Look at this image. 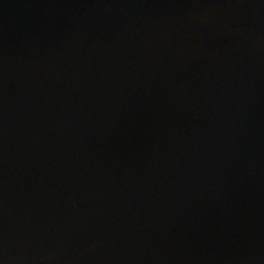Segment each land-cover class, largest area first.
Wrapping results in <instances>:
<instances>
[{
    "label": "water",
    "instance_id": "water-1",
    "mask_svg": "<svg viewBox=\"0 0 264 264\" xmlns=\"http://www.w3.org/2000/svg\"><path fill=\"white\" fill-rule=\"evenodd\" d=\"M0 264H264V0H0Z\"/></svg>",
    "mask_w": 264,
    "mask_h": 264
}]
</instances>
